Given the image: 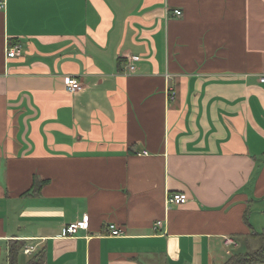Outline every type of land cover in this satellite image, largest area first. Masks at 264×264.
<instances>
[{"label": "crops", "instance_id": "1", "mask_svg": "<svg viewBox=\"0 0 264 264\" xmlns=\"http://www.w3.org/2000/svg\"><path fill=\"white\" fill-rule=\"evenodd\" d=\"M4 1L0 264L16 241L19 264L43 248L44 264H224L260 247L264 0Z\"/></svg>", "mask_w": 264, "mask_h": 264}, {"label": "built area", "instance_id": "2", "mask_svg": "<svg viewBox=\"0 0 264 264\" xmlns=\"http://www.w3.org/2000/svg\"><path fill=\"white\" fill-rule=\"evenodd\" d=\"M6 7V3L4 0H0V10H3ZM176 15H181L182 11L181 10H176L175 11ZM21 52L19 46H15V47H10L8 49V56L9 57H15L17 55H19ZM134 60L138 59V57H133ZM135 68V66L133 64L129 65V69L130 71H133ZM261 82L264 83V75L261 77ZM66 88L71 91V92H77L81 89H83L82 83L80 82V80L76 77H70L67 80L66 83ZM171 97L174 98L175 97V91H172L171 93ZM168 203L169 204H184L188 201L187 197L185 195H183L182 193H172L168 196ZM162 224L161 221H159L157 223V225L155 226V228H157L158 226H160ZM89 228V220L87 218V216L83 217L82 219L76 221V222H72L70 223L64 230V234L65 235H76L77 233H79V231L81 230H87ZM111 233L113 235H120L122 233V230L117 227L115 224L111 225ZM225 244L229 247H234L237 246L238 243L236 241L235 238L231 237V236H226L225 239ZM26 252H31L30 248L26 249Z\"/></svg>", "mask_w": 264, "mask_h": 264}, {"label": "trees", "instance_id": "3", "mask_svg": "<svg viewBox=\"0 0 264 264\" xmlns=\"http://www.w3.org/2000/svg\"><path fill=\"white\" fill-rule=\"evenodd\" d=\"M34 187L37 189V179L35 178ZM252 236L258 238L261 242L260 247L253 252H238L233 254L224 264H256L264 263V232L252 231ZM22 244L18 241L13 243L10 247L9 261L10 264H19L18 257ZM45 263V249L38 251L26 264H44Z\"/></svg>", "mask_w": 264, "mask_h": 264}, {"label": "rangeland", "instance_id": "4", "mask_svg": "<svg viewBox=\"0 0 264 264\" xmlns=\"http://www.w3.org/2000/svg\"><path fill=\"white\" fill-rule=\"evenodd\" d=\"M259 242V241H258Z\"/></svg>", "mask_w": 264, "mask_h": 264}]
</instances>
